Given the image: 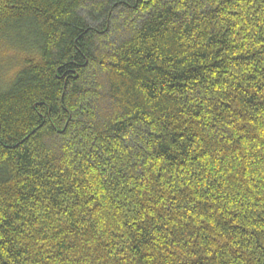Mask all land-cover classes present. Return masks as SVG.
I'll list each match as a JSON object with an SVG mask.
<instances>
[{"label":"trees","instance_id":"obj_1","mask_svg":"<svg viewBox=\"0 0 264 264\" xmlns=\"http://www.w3.org/2000/svg\"><path fill=\"white\" fill-rule=\"evenodd\" d=\"M0 264H264V0H0Z\"/></svg>","mask_w":264,"mask_h":264}]
</instances>
